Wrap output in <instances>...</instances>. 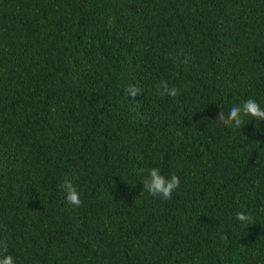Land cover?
Segmentation results:
<instances>
[{
    "label": "trees",
    "instance_id": "trees-1",
    "mask_svg": "<svg viewBox=\"0 0 264 264\" xmlns=\"http://www.w3.org/2000/svg\"><path fill=\"white\" fill-rule=\"evenodd\" d=\"M249 98L264 108V0H0V253L264 264V121L215 120ZM151 168L179 177L170 200Z\"/></svg>",
    "mask_w": 264,
    "mask_h": 264
},
{
    "label": "clouds",
    "instance_id": "clouds-1",
    "mask_svg": "<svg viewBox=\"0 0 264 264\" xmlns=\"http://www.w3.org/2000/svg\"><path fill=\"white\" fill-rule=\"evenodd\" d=\"M126 92L132 98L140 95V88L136 86H129ZM158 95L169 96L175 98L178 95V90L175 87H169L167 82H161L157 89ZM245 117H250L256 121H264V108L254 99L249 98L242 104L233 105L227 115L224 111L218 113L216 121L225 126H229L235 129H240L245 125ZM180 179L175 174L170 178H166L161 174L158 168H151L147 170V176L142 181L143 189L147 191L152 197L160 198L165 201L172 198L173 192L179 187ZM61 189L65 192L66 202L75 207H80L82 201L80 195L73 184L69 181H64L60 185ZM235 220L238 221L241 226H249L252 224V218L244 212H236ZM226 239V237H221ZM3 248V252H7V246H0ZM0 264H15L14 258L11 255H3L0 253Z\"/></svg>",
    "mask_w": 264,
    "mask_h": 264
}]
</instances>
